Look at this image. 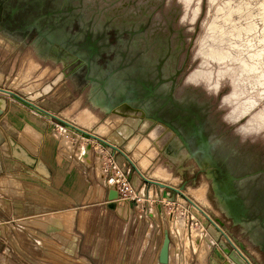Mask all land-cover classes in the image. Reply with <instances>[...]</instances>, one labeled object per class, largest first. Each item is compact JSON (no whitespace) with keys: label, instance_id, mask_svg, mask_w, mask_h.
Segmentation results:
<instances>
[{"label":"crops","instance_id":"1","mask_svg":"<svg viewBox=\"0 0 264 264\" xmlns=\"http://www.w3.org/2000/svg\"><path fill=\"white\" fill-rule=\"evenodd\" d=\"M32 2L35 3V0ZM14 9V12L18 10L17 7ZM0 11H5L4 5L0 7ZM66 30L70 34H74L78 31V26H73V28L67 27ZM27 31L32 32L28 29L25 30V27L2 26L0 21V87L14 91L20 95L28 94L27 92L30 91H24V86L18 88L10 84L14 79L19 77V72L23 73L25 71L26 64L32 67L33 63H39V67L34 73L43 70L47 65H50L49 71H52L58 66V70L55 74L52 77H48L46 80L42 81L43 77H41V75L38 79L33 77V80L40 81L39 88L49 82L64 68L63 62H57L55 59L50 58V55L44 58L39 57L36 44H34L35 39L29 41L30 34H27ZM68 40H70V38ZM45 63L46 65L43 66ZM98 63L100 64L99 61ZM45 75H47V73H45ZM68 81H70V78H67L56 86L49 95L40 99L37 105L74 123L75 121L70 117L71 114L66 113L68 110L63 109L61 104L52 100L55 95L64 93L62 92L63 90L67 93L66 84ZM33 90L35 89H32V91ZM0 96H5L8 101L6 111L0 116V130L5 138L4 143L0 145L1 149L3 147L0 154V174L9 175H7V180H5L6 176L1 177L0 180V190L4 194L0 199V207L3 209V215L0 216V264H160L158 257L165 230H168L170 235L169 263L172 259L171 264H173L175 252L173 248L174 236H176L177 233H183L186 224L181 217L177 218L182 221V225H178L180 220L177 223V218H174L167 229L161 226V223L163 224V218L166 209H168L167 205L176 204L178 202V196L174 202L164 201L162 199L164 192L162 189H159L160 187L155 185L149 187V184L143 183L142 178L127 161L125 156L120 153H114L113 150L110 149L111 155L118 161L120 168L127 173L126 175L130 179L131 187L136 196L128 201L129 197L125 195L128 207H126L123 212L125 211L126 214H128L127 216H122L117 211L119 209L118 206L113 210V213L110 210V213H107L108 208L105 200H107V193L110 187L107 183L104 184L105 182L101 181L99 178V173L104 175V171L101 170L102 164L105 162L103 150L99 149L101 152L100 156L103 158L101 163L97 161L93 149L87 148V144L79 143L80 145H84L81 151V157L84 158V160L89 159V161L86 160L87 162H85L78 157L80 145L77 147L76 151L77 156L75 163L78 164L77 159L83 161L82 165H85L86 172L89 164H91L92 155L95 157V180H97V186L95 188L101 198H99V201L96 199L91 201L90 198L94 191L93 184L89 183V177L87 173L85 174L82 171V168H80V170L74 169L76 166H74L75 163L72 161L71 152L64 151L63 148L61 149L64 143H60L61 139L57 136L58 131L64 133L65 129L62 128L63 126L67 128L70 127L41 112L37 108L25 104L22 100L14 96L1 92ZM13 106L19 107L21 111H12ZM83 113L87 119L97 116L89 107H86ZM31 117L39 122L35 123ZM228 118L232 119L230 117ZM77 126L90 132L93 131L87 126L80 124ZM27 127H30L32 136H30L31 131L27 130ZM66 132H68V135L72 134L68 130H66ZM25 137H32L34 140L38 139L36 157L46 169L45 173L27 164L20 157L13 155L11 149L7 147L11 138L22 142ZM102 138H105V136ZM129 138H127V141ZM162 140L164 139H161L159 142H162ZM124 147H122V149H124ZM123 151L130 157V152L126 150ZM148 154L153 155L154 151ZM79 171L82 177H80ZM141 172L149 177L147 170H141ZM18 173L27 174L37 179L39 182L42 181L49 185L53 184L54 181L59 182L62 186L59 187L56 185V189L54 188V190H71L74 195V204H81L80 212L76 207L65 210L58 209L56 204H49L46 203L45 200L39 199L37 193H35L38 191L37 187H34L35 185L33 186L34 194L30 198L22 197L21 195H23V192L20 190H24V188H17L22 183L20 184L18 178L15 177ZM51 175L56 179L49 180ZM152 176L155 178L167 179L166 171L159 168L152 172ZM72 177H76L75 182H73ZM191 177L193 178V176ZM8 180H12L13 183L16 182L19 184L17 185L15 183L16 188L12 189L15 194L20 196L19 198L14 197V194L8 196L7 191H10L6 186ZM168 192V194H172V191L168 190ZM154 194H156V196H154ZM143 197L144 199L142 200ZM190 197L215 219H218L205 205L200 203L199 200L194 199L192 196ZM56 200L57 198L55 197V201ZM119 200L120 199L117 200L118 205ZM98 207L100 209H98ZM72 212L75 214L74 232L55 230V228H57L56 226L54 229H51V226H45L43 218L47 214L56 213L65 216ZM69 217L65 222H72L71 216ZM31 218L34 219L30 220ZM159 219H162V222ZM29 221L39 223L43 226L31 224ZM220 221L223 223L222 220ZM81 224H83V226L80 227ZM223 224L224 228L232 233L230 225L228 223ZM207 232L211 237L218 235L214 227H208ZM248 254L249 253H247V255ZM251 256L250 254L248 255L249 258H251Z\"/></svg>","mask_w":264,"mask_h":264},{"label":"water","instance_id":"2","mask_svg":"<svg viewBox=\"0 0 264 264\" xmlns=\"http://www.w3.org/2000/svg\"><path fill=\"white\" fill-rule=\"evenodd\" d=\"M46 1L36 0V3L43 7ZM52 2L57 14L56 24L45 28L26 26L25 30L32 31L35 27L37 36L34 44L37 54H43L45 57L50 55V58L57 62H63V70L29 94L20 95L2 87L0 92L22 100L70 128L103 143L114 153L122 154L145 184L164 189L162 197L165 200L174 202L177 196L185 198L218 232V235L212 236L216 246L214 255L209 258V264H222L224 261L234 264H259L254 258L248 257L244 244L224 228L219 219L212 217L184 193V183L176 187L145 176L122 150L128 135L121 132V129L113 130L102 138L37 105L40 99L49 95L61 82L67 78L74 80L77 72L85 68L86 86L89 87L88 101L104 110L106 114L126 104L143 111L146 118L165 124L179 142L174 156L178 157L182 151H186L185 158L193 160L199 170L205 171L212 178L213 191L222 205L223 212L233 225L242 226L252 235L255 244L264 254V209L260 208L264 206V184H260V177H264V164L256 166L231 155L232 151L226 149L218 136L214 135L208 101H201L198 96L189 92L178 95L180 70L175 68L172 71L168 67L167 53L152 56L146 54V51H151L148 46L146 50L139 49L141 39L147 41L146 35L149 36L150 26H144L142 23L138 26H95L93 17L86 19L83 11L85 1L78 0L79 4L73 0ZM65 7L68 10H65ZM75 22L79 25L78 31L70 34L66 28H73ZM108 28H113L116 33L115 45L108 41ZM124 33L128 35L127 38L122 37ZM135 38L138 39L137 44H133ZM109 54H112V57L107 59L106 65L98 63L103 55ZM7 106V98L0 96V116ZM134 131V128H128V134L133 135ZM4 141L0 130V145ZM87 148L90 149L91 144H88ZM168 190L172 191V194H168ZM260 194L263 202H260ZM120 195L117 189L110 187L107 193V207L112 209L109 201L117 199ZM169 255L170 235L168 230H165L159 263L169 264Z\"/></svg>","mask_w":264,"mask_h":264},{"label":"rangeland","instance_id":"3","mask_svg":"<svg viewBox=\"0 0 264 264\" xmlns=\"http://www.w3.org/2000/svg\"><path fill=\"white\" fill-rule=\"evenodd\" d=\"M197 1L198 0H190L189 2H187V0H148V1L91 0L92 3L91 11L90 10L87 11V9L85 8L83 9V11L85 13L86 19L93 17L94 21L96 22L95 26H138V24L142 23L144 24V26H150V28H153L154 34L151 37L146 35L147 37L146 42L143 39H141V45L139 46V49L146 50V47L148 46V48L151 51L150 52L146 51V54L152 56H159V54L161 53L163 54L167 53L168 56H167L166 64H168V67H170L172 71H174L175 68L180 70V74L178 76L177 89L179 90V88L184 85L187 78L188 81L190 80L189 81L190 83L186 85L184 91L178 92V95L182 96L189 92L193 95L198 96L199 100L201 101H208L210 103V119L213 120V125H214V135L218 136L220 142L224 145L226 149L232 151L231 155L237 157L238 160L240 161L246 160L256 166H258L259 164H264V126L259 128L257 127L258 129H253V130L245 129L244 125L247 123L248 120L243 125H241L244 119L248 117L245 115L250 113L252 116L253 114H256L260 110L264 109V97L260 100L259 99L260 93L255 92L253 90L256 85L260 84V74L259 77L257 78V81L254 82L255 84L253 83L254 85H249L244 89L239 88L240 90L238 89V92L240 93V96L238 94L236 95L237 98L235 96L231 100H228V97H230L233 91L235 90L231 91L232 85L227 77L221 79L219 87L216 90L211 88L213 84L212 80H214L213 73L210 74L212 79L209 76L211 79V81L209 80V84L211 83L210 87H208L206 83L202 81L209 79V77H202L203 79L201 77L195 78L194 80L191 79L190 75L194 71L199 69L198 67L200 66L202 61V57L198 54L200 49L199 41L202 38L203 34L205 33V29L208 26V23H210V21L212 20V17L215 12L214 9L215 7L210 6L209 0H201L200 11L196 15V17L192 19L193 9L197 6ZM74 3L79 4L78 0H74ZM73 26H79V25L77 22H75ZM115 34L116 33L113 30V28H108V35H109L108 41L109 42L112 41L111 44H113V39ZM127 36L128 35L126 33L122 35V37L124 38H127ZM110 56L112 57V54H109L108 57ZM207 60H211V59L209 58ZM45 65L46 63L43 64V66ZM38 67H39V63L37 64L33 63L32 67L26 64L25 71L23 73L19 72L20 73L19 77L14 79L10 85L18 88H22L24 86L23 87L24 91L27 90L32 91V89H36L38 86H40V81L33 80V77L38 79L41 75V77H43L42 79L43 81L48 79V77H52L55 74V71L53 70L48 71L50 68L49 65L44 67L43 70L34 73ZM202 70H206V69H202ZM45 73H47V75H45ZM206 81L208 82V80ZM75 83H76L75 81L73 82V80L70 79V81H68V83L66 84L67 93H65V90H63L62 92L64 93L61 94L59 93L55 95L53 97L54 99L52 100H55L56 102H58V104H61L63 106V109L68 110L66 113L71 114L70 117L75 121L74 122L75 125L80 124L83 126L90 127L92 130H95L97 126H99L100 123L104 121L106 113L102 112L99 108L95 107L93 108V110L97 116L95 118L87 119V117L84 115L83 112H84V108L88 103V99H87L88 87L85 84H77V83L75 84ZM224 97L226 101L228 100L227 101L228 103L223 101ZM244 101L248 104L249 107L246 108V104H244L245 103ZM237 104H239L238 106L241 107L238 108L242 109V113L237 118H233L229 120L228 119L229 116L226 117V114L230 110V106H231V110L229 111L228 114L231 113L233 107L234 108L237 107ZM243 116L245 117L242 118ZM122 125L117 126L116 128H112L110 132L116 129H121ZM130 127L135 129L134 134L137 132L140 134V139L146 137L147 133H145V131L148 128L144 129L142 125H140L139 127H133V126ZM62 128L65 129L64 133L62 131H58L57 134L58 138L61 139L60 143H64L61 149L63 148L64 151L71 152L70 155L73 163H75L76 160V156H77L76 151H77V147L80 145L79 143H83L87 145L91 144V148L93 149V152H95L96 159L99 163L103 161L102 156H100L101 152L99 149L103 150V156L105 162L102 164L101 170L104 171V175H102V173H99L100 175L99 178L101 179V181L105 182L104 184L107 183L108 185H111V188H115L116 182L115 184H113L111 178L112 177L118 178V175L116 174L118 169H120L121 172H123L125 175L127 173L120 168L118 161L115 160L114 157L111 155L110 148L104 145L103 143L96 141L86 136L85 134L80 133L75 129L67 128L64 126ZM27 129L31 131L30 127H27ZM66 130H68L72 134L68 135V132H66ZM244 133H253V134L244 135ZM127 135H128L127 138L133 136L128 133ZM82 146L84 145L81 144L79 146L80 149H79L78 157L83 161L87 162L89 161V159H86L87 160L86 161L84 160V158L81 157L82 155L81 151L83 149ZM1 150H3V148L2 149L0 148V154H1ZM77 161L78 164L76 163L74 164V166H76L74 167V169L80 170V168H82V171L85 174L87 173V176L89 177V183L93 184L94 186L93 195L91 196L90 200L92 201L96 199L99 201V198L101 197L99 196L95 188L97 186L96 184L97 180H95L96 178H95L94 155H92L91 164H89L87 172L85 165H82L83 161H80L79 159H77ZM189 164H190V160L188 158L184 157L183 159L176 161L172 159L170 156H168L163 149H157L154 151V155L151 159V164L149 165L147 172L152 173L158 168L161 170H165L167 179H164L162 181L170 185L174 184L173 186L176 187L184 183L186 185L184 191L186 195L189 194L191 188L197 186L200 187L202 181L204 179H208L209 180L208 188L205 196L203 195L204 197L203 200L200 203L205 205L218 219L222 220L223 223H228L232 230L233 236L244 244L248 253L252 255L251 256L252 259L254 258V260L259 264H264V254L260 251L259 246L255 244L252 235L247 233L242 226L233 225L232 222L226 216V214L223 212L222 205L218 201L213 191L212 178L209 177L205 171L199 170V168H197L194 172H190L189 169L187 168ZM115 165H117V167ZM114 166L116 168H113ZM7 175L8 174H0V180L1 177H5V176H6L5 180H7L9 176ZM79 175H80V171H79ZM191 176H193V178ZM15 177L18 178L20 184L22 183L17 188H21V187L24 188V190H20L23 192V195H21L22 197L30 198L34 194L33 186L35 185L34 187H37L38 189V191H36L35 193H37L39 199L45 200L46 203L49 204H53V205L56 204V207H58V209L65 210L76 207L80 212L81 204L79 205L74 204V195L73 192H71V190L69 191H64L60 189L54 190L56 185L59 187L62 186L59 182L54 181L56 179V178L54 179V176L51 175L49 177V180L54 179L53 180L54 183L51 185L46 184L45 182L42 181L39 182L37 179L32 178L27 174L18 173L17 175H15ZM80 177L82 176L80 175ZM72 178H73V182H75L76 177H72ZM128 181H129L128 191L125 192L124 195H127L129 197L128 198L129 201L131 200V198H133L136 195L134 194L133 192L134 190L131 187L130 179ZM15 183L16 182L13 183L12 180H8V184L6 185L8 190H10L7 191L8 196L14 194V197L19 198L20 196H18V194H15L12 191V189L16 188L17 183L16 184ZM262 183L264 184V177L263 178L260 177V184ZM149 187H151L150 184ZM162 191L164 192V189H162ZM3 195H4L3 192L0 190V199L3 197ZM154 196H156V194H154ZM55 197L57 198L56 201H55ZM119 199L120 200L118 207L120 210L118 209L117 211L122 216H127L128 214H126L125 211L123 212V210H125V208L128 207L127 199L124 198H119ZM143 199L144 197L142 198V200ZM162 199L168 202V200H165L163 197ZM105 201L107 203V200ZM167 206L168 209H166V213L163 218V224L161 223V226L167 229L168 226L171 225V222L174 220V218L177 217L179 218L181 217L186 224L183 233H177V235L174 236L173 248L175 252L173 258V264H209V258L214 255V247L216 246V244H214L215 241L213 240V238L209 234H207L208 233L207 230L208 227H213V226L200 212L197 211V209H194L193 206L185 198L181 196H178V202L176 204L174 205L168 204ZM98 209L100 208L98 207ZM109 210L112 213L114 212L112 209L108 208L107 213H110ZM55 214L54 213H51V215L47 214L43 218L45 226L47 227L51 226V229H54V227L56 226L57 228H55V230H59V231L66 230V231L74 232L73 231V227L75 226L74 212H72V214L70 213L65 216H61L59 214L55 215ZM2 215H3V209L2 207H0V216ZM67 216L68 217L71 216L72 222H68V221L65 222V220H68ZM179 218H177L178 219L177 223L180 220ZM30 220L33 219L31 218ZM159 220L161 221L162 219ZM180 222L178 223V225L180 224L182 225L181 220ZM30 223L37 226H43L40 225L39 223H34V222H30ZM81 226H83V224H81L80 227ZM193 228H194V233H193ZM192 233H193V237H192ZM199 234L201 236H199ZM171 254H172V249H171ZM171 263H172V259L169 264Z\"/></svg>","mask_w":264,"mask_h":264},{"label":"bare ground","instance_id":"4","mask_svg":"<svg viewBox=\"0 0 264 264\" xmlns=\"http://www.w3.org/2000/svg\"><path fill=\"white\" fill-rule=\"evenodd\" d=\"M189 1L190 0H187V2ZM200 1L201 0L197 1V6L193 9L192 19H194L200 11ZM209 3L210 6L215 7V12L212 17V20L210 21V23H208V26L205 29V33L199 41L200 49L198 54L202 57V61L200 66L198 67L199 69H197L190 75L191 79L194 80L198 77H209L210 74L213 73L214 80H212L213 84L211 88L216 90L219 87L221 79L227 77L232 85L231 91L235 90L233 91L232 95L228 97V100H231L238 94L240 96V93L238 92L239 88L244 89L249 85H254V82L257 81V78L260 74V84L256 85L253 90L255 92L260 93L259 99L261 100L264 97V0H209ZM84 5L87 11H91V0H85ZM153 34L154 29L150 28V30L148 31V35L151 37ZM137 42L138 39L135 38L133 44H137ZM39 57L44 58L45 55L39 54ZM209 58L211 60H207ZM57 70L58 66L53 69V71L55 72ZM211 70L214 72H212ZM210 77L209 79H206L208 80V82L206 80H202L206 83L208 87H210L211 84H209V80L211 81L212 79V77L211 79ZM189 81L187 78L184 85L179 88L178 92H183L186 85L190 83ZM38 88L39 86L35 90H37ZM35 90L27 93L29 94L31 92H34ZM225 97L223 101L228 103V100L226 101ZM244 104H246V108L249 107L246 102ZM238 105L239 104H237V107L235 108L233 107V110L229 114L230 118H237L242 113V109H240L241 107ZM86 107H89L91 110L95 108L93 103L90 101H88ZM13 110L18 112L21 111V109L16 106L12 107V111ZM101 111L104 112V110ZM227 114L226 117L228 116ZM245 116L248 117L244 119L241 124L243 125L248 120L247 123L244 125L245 129L253 130L264 126V109L260 110L256 114H253L252 116L250 113ZM245 116H243L242 118H244ZM31 119L34 120L35 123L39 122L35 118L31 117ZM121 125V132L126 135L130 126L139 127L140 125H142L144 129L148 128L145 131V133H147L146 137L140 139V134L137 132L128 139L124 149H122L130 152V158L135 162L140 171H146L148 169L149 165L151 164V159L154 155H150L148 153L157 149H163L168 156H170L176 161L181 160L186 156V151H182L178 157L174 156V151L179 146V142L176 139V136H174L173 132L165 124L146 118L143 114V111L130 107L126 104L121 105L109 114H106L104 121L100 123V125L97 126L95 130L91 132L98 136L104 137L109 134L112 128H116L117 126ZM31 133L30 136H32ZM247 134L253 133H244V135ZM161 139L164 140H162V142H159ZM9 141L10 142L7 147L11 149V153L13 155L20 157L27 164L34 166L35 169L37 168L38 170L44 173L46 172V169L36 157V153L38 151V139L34 140L32 137H25L23 138L22 142H19L14 138H11V140ZM187 168L190 172H194L198 168V166L193 160H190V164ZM149 178L161 182H163L162 180H164L160 178H155L154 176H152V173H149ZM117 180V177L111 178L113 184H115ZM208 184L209 180L204 179L200 187L197 186L191 188L189 195L201 202L204 198L203 195L205 196L206 194ZM113 189H116V187ZM119 198L126 199V196L124 194H121L117 199ZM117 199L109 201V204L112 206V210H115L118 206ZM193 208L196 209L195 207ZM199 236L201 235L199 234ZM222 264L233 263L229 261H224Z\"/></svg>","mask_w":264,"mask_h":264},{"label":"flooded vegetation","instance_id":"5","mask_svg":"<svg viewBox=\"0 0 264 264\" xmlns=\"http://www.w3.org/2000/svg\"><path fill=\"white\" fill-rule=\"evenodd\" d=\"M32 1L33 0H0V3L2 2L0 7L4 5L5 10L4 12H2L3 10L0 11L1 25L21 28H24L26 26H41L42 28H45L46 26L55 25L57 14L54 11L55 7L52 0H47L43 7H40L38 2L36 3V0L35 3ZM15 7L18 8L16 12H14ZM64 9L68 10L66 7ZM27 34H30L29 41H33L37 36L35 27L33 28L32 32L27 31ZM110 43H112V41H110ZM116 43L117 40L115 34L113 44ZM109 58H111V56L108 57L106 55H103L102 59L99 60L100 64L106 65V61ZM85 71V68L79 70L76 74V77H74L75 79L73 80V82L75 81L77 84H86ZM261 201L263 202L262 195L260 197V202ZM260 208L264 209V206Z\"/></svg>","mask_w":264,"mask_h":264},{"label":"built area","instance_id":"6","mask_svg":"<svg viewBox=\"0 0 264 264\" xmlns=\"http://www.w3.org/2000/svg\"><path fill=\"white\" fill-rule=\"evenodd\" d=\"M115 166L117 167V165ZM115 166L113 168H116ZM116 174L118 175L119 178V180H117L116 182V189L120 194H125V192L128 191V186H129L128 176L125 175L123 172H121L120 169H118ZM108 186L111 187V185Z\"/></svg>","mask_w":264,"mask_h":264}]
</instances>
